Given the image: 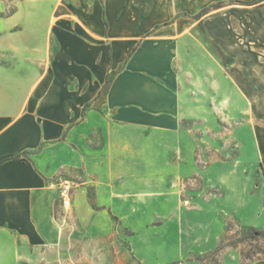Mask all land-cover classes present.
I'll return each instance as SVG.
<instances>
[{"label":"rangeland","instance_id":"obj_1","mask_svg":"<svg viewBox=\"0 0 264 264\" xmlns=\"http://www.w3.org/2000/svg\"><path fill=\"white\" fill-rule=\"evenodd\" d=\"M27 1L32 0H0V18ZM43 1L64 4L50 15L47 6V11L34 9L35 18L27 15L28 39L49 40L54 18L72 15L84 17L92 33L102 26L108 38L137 41L157 35L171 41L167 53L173 70L203 67L206 120L183 123L184 130L194 129L188 159L170 155L168 161L180 165L166 173L159 170L154 178L138 175L136 155L120 147L113 192L100 184L97 193L92 186L107 178L104 166L93 176L82 168L89 155L74 153L71 168L63 152L64 166L50 177L44 193L43 241L21 244V264H250L263 259L264 236L258 231L264 232V199L256 141L264 130V0ZM83 3L85 8L78 10ZM217 47L231 59L229 64L222 63ZM34 51L28 42V73L42 70L40 58L49 66L51 44L36 62ZM13 61L12 55L0 53V65ZM211 79L213 94L206 89ZM231 89L233 99L227 97ZM103 99L95 106L101 109ZM88 142L92 150L99 149L97 131ZM60 178L75 182L69 208L59 205Z\"/></svg>","mask_w":264,"mask_h":264},{"label":"crops","instance_id":"obj_2","mask_svg":"<svg viewBox=\"0 0 264 264\" xmlns=\"http://www.w3.org/2000/svg\"><path fill=\"white\" fill-rule=\"evenodd\" d=\"M63 4L27 1L0 18V53L14 58L12 65H0V264H21V244L43 241L44 193L50 177L64 166L63 152L71 168L74 153L89 155L82 168L93 176L104 166L107 178L92 186L97 193L100 184L113 192L120 147L136 155L138 175L154 178L157 171L180 165L169 162L170 155L188 159L194 129L184 130L183 123L206 120L203 67L173 70L169 40L157 35L137 41L108 38L102 26L92 33L84 17L72 15L54 18L49 40L26 37L27 15L35 18L32 11L45 6L50 15ZM47 15L44 23L49 25ZM28 42L34 45L35 62L51 44L49 66L40 58L42 70L28 73ZM213 85L211 79L206 87L211 93ZM102 96L100 109L95 105ZM227 97L234 98L232 89ZM94 131L100 136L98 150L88 142ZM256 154L264 199V130ZM250 264H264V258Z\"/></svg>","mask_w":264,"mask_h":264},{"label":"built area","instance_id":"obj_3","mask_svg":"<svg viewBox=\"0 0 264 264\" xmlns=\"http://www.w3.org/2000/svg\"><path fill=\"white\" fill-rule=\"evenodd\" d=\"M57 185L59 205L62 208L71 207L75 182L68 178H60Z\"/></svg>","mask_w":264,"mask_h":264},{"label":"trees","instance_id":"obj_4","mask_svg":"<svg viewBox=\"0 0 264 264\" xmlns=\"http://www.w3.org/2000/svg\"><path fill=\"white\" fill-rule=\"evenodd\" d=\"M215 52L220 56V58H222V63L229 64L231 62V59L226 58L218 47L215 49ZM108 83H109V81L106 80V87H107ZM258 233L260 235L264 236V232L263 231H258Z\"/></svg>","mask_w":264,"mask_h":264}]
</instances>
